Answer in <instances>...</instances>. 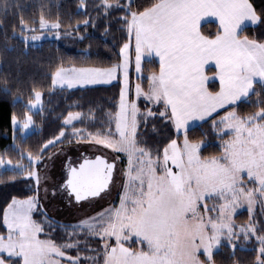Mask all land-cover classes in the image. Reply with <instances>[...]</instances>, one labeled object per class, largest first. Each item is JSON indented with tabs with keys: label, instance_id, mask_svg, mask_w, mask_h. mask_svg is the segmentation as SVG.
<instances>
[{
	"label": "snow or ice",
	"instance_id": "6c2138e0",
	"mask_svg": "<svg viewBox=\"0 0 264 264\" xmlns=\"http://www.w3.org/2000/svg\"><path fill=\"white\" fill-rule=\"evenodd\" d=\"M134 2L128 0L121 5L119 0L116 4L103 0L96 5L107 14L116 9L124 12L119 19L129 39L121 44L115 63L107 67L61 65L52 73L53 85L69 89L120 79L117 102L103 116L90 121L89 127L72 128L70 133L62 129L39 156L29 154L38 167L43 162V151L65 136L78 143L87 142L97 151L110 150L111 158L101 153L94 159L84 158L78 167L69 165L60 189L69 192L70 204L74 197L75 203L83 206L82 202L104 200L113 187H118L119 202H110L93 215H86L70 232L65 225L67 240L41 239V233L55 236V220L40 203L39 173L28 172V178H35L36 187L31 191L36 194L23 199L13 197L4 207L7 231L0 233V264H64L67 251L73 248L78 255L68 258L67 264H80L79 245L97 238L100 245L88 249L95 252V257H85L89 264H215L214 249L225 241L234 246L240 235L245 240L255 236L260 244L255 264H264V232L251 219L238 226L232 218L244 202L251 215L258 196L264 210V108L241 116L233 107L254 91V78L264 83V42L240 35L245 21L253 26L264 23V9L258 15L251 0H153L144 6L137 3L133 10ZM206 16L218 18L214 36L201 31V19ZM39 26L60 34L59 22L49 25L41 17ZM21 27L24 28L23 21ZM133 36L138 74H142L145 57L155 56L159 61V71L148 76L147 91L141 83L135 84L136 99L130 98L133 86L128 59ZM209 61H214L217 69V92L206 87L209 77L205 65ZM35 97L39 101L41 92L36 91ZM140 98L146 102L143 111L138 106ZM153 107L159 111L154 112ZM225 107L232 110L213 120L212 128L218 136L231 135L219 141V155L202 156L204 141L188 138V122L197 118L206 122ZM77 116L80 113H69L65 123L71 124ZM150 119H163L177 133L183 131L182 144L173 138L162 150L159 144L148 147L147 141L140 139L139 125L146 126ZM12 120L16 122V117ZM31 120L27 116L21 128H28ZM4 163L0 159V164ZM7 163L11 165V161ZM116 171L123 183L115 180ZM246 183L254 186L246 188ZM47 191L45 188V195ZM208 200L220 203L209 206ZM34 212L43 219H34ZM74 235H83L85 240L73 241L70 238ZM133 240L139 248L126 246Z\"/></svg>",
	"mask_w": 264,
	"mask_h": 264
},
{
	"label": "trees",
	"instance_id": "16d2710c",
	"mask_svg": "<svg viewBox=\"0 0 264 264\" xmlns=\"http://www.w3.org/2000/svg\"><path fill=\"white\" fill-rule=\"evenodd\" d=\"M151 2L153 0H135L133 10L137 3L144 6ZM251 2L260 15L261 9H264V0ZM102 3L103 0H0V158L18 161L25 159L22 153L39 155L49 140L57 137L62 129H66L63 120L67 114L91 113V120H81L74 124L76 128L89 127L90 121L103 116L104 112L117 102L120 92L119 79L109 85L53 91L51 88L52 73L58 66L107 67L118 60L119 48L127 39V33L123 31L125 25L119 19L124 12L116 9L107 14L104 8L96 7ZM109 3L116 4L117 0H109ZM119 3L127 4L128 0H119ZM41 17L49 22H59L60 36L57 39H42L37 43L26 41L21 21L25 26H32L37 31ZM86 21L89 22L85 24ZM201 31L205 35L214 36L217 25L206 22L201 25ZM240 35L264 42V23L243 27ZM143 65L146 74L159 68L154 58L144 60ZM146 79H143L144 83ZM253 87L254 91L249 97L233 106L241 116L264 108V103L259 102L264 101L263 84L254 83ZM208 88L211 92L218 90L214 81L208 82ZM36 91L41 92L43 102L41 110L32 114L38 128L21 136L13 128L12 117L23 119L28 114L27 104L32 101ZM138 105L144 107L146 104L139 100ZM231 110L229 107L218 110L211 119L187 130L191 141H204L202 156L220 154L219 141L224 140L227 135L218 136L212 128V121ZM158 111L156 108L155 112ZM139 131L140 139L146 140L148 147L155 148L159 144L161 150L170 139L180 138L171 125L166 126L163 119H150L146 126L139 125ZM67 140L69 138L65 136L60 142L48 146L43 151V160L62 147ZM31 189H33L31 178L16 174L11 169H0V233L7 231L3 224L4 207L13 197L23 199L32 195L34 192ZM255 215L260 227L264 226V218L259 209ZM246 216L247 212L244 211L235 219L243 221ZM33 217L37 221L43 219L36 212L33 213ZM64 229L55 223V236L46 237L41 233L40 238H53L59 241L63 237L67 240L69 238ZM75 238L79 241L85 240L83 235L72 236L70 239L74 241ZM99 245L98 238L90 239L87 245L80 244V264H89L85 257L96 254L88 249H95ZM129 246L134 247L133 244ZM257 246L253 240L244 243L243 247L236 246L233 249L227 244H222L214 252L213 259L215 264H255ZM67 253L72 257L78 255L75 248L68 250ZM4 258L7 259V256Z\"/></svg>",
	"mask_w": 264,
	"mask_h": 264
},
{
	"label": "rangeland",
	"instance_id": "374dc122",
	"mask_svg": "<svg viewBox=\"0 0 264 264\" xmlns=\"http://www.w3.org/2000/svg\"><path fill=\"white\" fill-rule=\"evenodd\" d=\"M48 23L50 25L51 23H54V22L48 21ZM56 32H57V30L51 29L50 27L45 28V29H41L40 26L38 25V30L36 31L34 29V27L24 25L23 37H24V39L27 38L25 40L28 42L37 43L42 39H57L60 36V34L57 35ZM32 37H37V39L33 40V39H31ZM128 39L129 38L127 36L126 40H128ZM151 58L145 57L142 60V74H138L136 72V69H135V47L133 49H131V45H130V51L128 54V59L130 61V63H129V79H130L131 84L133 86V92H132V95L130 97L132 99H136L135 94H134L135 84L141 83L142 88L145 91H147L148 76L151 73L158 71V70L152 71L148 74H146L144 72L143 62H144V60H147V59L150 60ZM141 75H142V79L139 78ZM146 77H147V79H146ZM143 79H146L145 83H144ZM116 80L117 79H113V80L108 81V82H100V83L90 84V85H76L71 89L84 88V87H90V86H98V85H109V84L115 82ZM262 84L264 86V83H262ZM120 87H121V82H120ZM51 88H52V91L58 90V89H69L66 87V85L62 86L59 84H57V85L52 84ZM71 89H69V90H71ZM242 99H244V98H242ZM139 100H141L144 104H146V102L143 98L138 99V102H139ZM42 104H43L42 94H41L40 100L37 101L36 97H35V93H34V97H33L32 101L28 102V104H27L28 110H29L28 114H26L23 119L16 118V122H13V120H12L13 128L15 130H17L21 136H25L26 134H29L30 132H32L33 130L38 128V125L35 123L32 114L40 111L42 108ZM145 107H146V105L144 107H140L141 111L145 110ZM155 109L156 108L153 107L154 112H155ZM255 112H257V111H255ZM255 112H253V113H255ZM71 113L76 114V113H80V112H71ZM27 116H31V118H32L31 123L29 124L28 128L22 129L21 126L23 123L26 122ZM68 118H69V114H67V116L64 118L63 124L66 127V129H64V130L66 132L70 133L72 131V128H76V127H74V124L76 122H79L81 120H86V121L91 120L92 114L91 113H80V116L75 117V119L72 120L71 124L65 123V121ZM219 118H217L215 120H219ZM201 122L202 121H200L198 118L193 120V121H189L188 122L189 123L188 129L194 125L201 123ZM218 127L222 128L223 125H219ZM174 131H175L176 135H180V138L178 139V141L182 144L183 139H184L183 131H180L179 133H177V131L175 129H174ZM214 131L216 133V130H214ZM225 132L227 133V130H225ZM225 135H227V137L224 140H227L229 138V136L231 135V133H227ZM220 137H222V136H220ZM68 138H69V140L71 139V141H72L71 143H69V140H67L63 144L62 147H60L59 149H57L54 152H52L51 154H49V156L45 160H43V158H42L43 162L39 163L40 165H38V167L29 158V153H22V155L25 158L24 160L11 161V160L4 158V157L0 158V159H3L5 161L4 164H0V169L14 170L16 174H19L25 178H28L27 177L28 172L37 171L39 173V176H40V188H39L40 203L43 205L44 209L47 211L48 216L51 218H54L55 223L63 226L64 228H65V225H67V231L70 232V231H72L73 228H75L76 222L83 219L86 215L87 216L93 215L95 212L100 211L101 208L107 207L108 203H110V202L118 203L119 202L120 189L118 187H113L111 195L105 196L104 200L97 201L96 203H93V204H89L87 202H82L83 206H79L73 201V199H72L73 202L70 204L69 203V195H67L66 190L62 191L60 189V185L63 184L64 178H65L64 170H65V163L67 161V158L70 157L71 158L70 161H71V163H73V162H75V159L77 157L81 158V157H83V154H85V153L86 154H92V155L103 153V154L109 156L110 158H111L112 154H111L110 150L100 149L99 151H97V150H94V148L91 147L87 142L78 143L75 138L69 137V136H68ZM37 156H39V155H35L32 157H37ZM8 161H11V165H9L7 163ZM125 163H126V160H125ZM17 165H22L23 166L22 170H19L16 167ZM118 167L122 168L123 164L119 165ZM173 170H175V168ZM242 175H243V178L245 179V181H247L248 178H247L246 173H243ZM114 178L117 182L123 183V177L121 176L119 171H116L114 173ZM31 179L33 180V189H35V187H36L35 178H31ZM253 186L254 185L250 184V183H246L244 185V187H246V188H252ZM45 188H47V190H48L47 195H45ZM54 190H55V194H53ZM34 194H36V193L34 192L32 195H34ZM260 199L261 198L258 196L257 197V203L253 206L251 215L249 213V208H248L247 202H244L243 204H241L240 206H238L235 209V211L232 213V218L235 221L236 225H238V226L239 225H245L251 219L260 228L261 232H264V228L260 227L259 220L257 219V217L255 215L256 211L259 209L261 211V215L264 218V210H262L261 204L259 202ZM206 203L209 206H211L213 203H216L218 205L220 202L208 200V201H206ZM244 211L247 212L246 219L243 221L236 220L235 219L236 216L238 214H240L241 212H244ZM263 221H264V219H263ZM61 222H63V223H61ZM79 230L80 229H77V231H79ZM257 234H260V232H258ZM74 240H77V239L75 238ZM251 240H253L257 243V245H258L256 248V250H257L260 247V244L257 242L255 236H252V237H250V239L245 240L244 236L240 235L236 240H234V246L229 245L227 243V241H225L223 244H227L233 249L236 246L243 247L244 243H249ZM114 242L115 241L113 240L112 243H114ZM130 244H133L134 247L129 246ZM126 246L133 248V249L140 247V245L135 243L134 240H133V242L126 244ZM220 246H218L216 249H214V252L217 249H219ZM5 256H7V255L5 254ZM71 257L72 256H70L68 253H66V257L64 258V264H67L68 258H71ZM91 257H95V256L92 255ZM200 258L202 260L205 259V257L202 255Z\"/></svg>",
	"mask_w": 264,
	"mask_h": 264
},
{
	"label": "crops",
	"instance_id": "0c3cea01",
	"mask_svg": "<svg viewBox=\"0 0 264 264\" xmlns=\"http://www.w3.org/2000/svg\"><path fill=\"white\" fill-rule=\"evenodd\" d=\"M206 22H213V23H215L217 25V28H218V18H216L214 16L202 17V19H201V25L204 24V23H206ZM245 26H253V25L251 24V22L245 21L242 24V28L245 27ZM130 42H131L130 43L131 49H133L135 47V39H134V36L131 38ZM152 58H154L158 62V64H159V61H158V58L157 57L153 56ZM158 71H159V68H158ZM216 71H217V69L215 67V62L214 61H209V63L207 65H205V74L209 77V80L206 82V87L208 88V82L214 81L217 84V87H218V90L217 91H219V89H220V82H219L218 76L215 75ZM259 82H260L259 81V78H254V83H259ZM254 83H253V85H254ZM208 91H210L209 88H208Z\"/></svg>",
	"mask_w": 264,
	"mask_h": 264
},
{
	"label": "flooded vegetation",
	"instance_id": "af4514ba",
	"mask_svg": "<svg viewBox=\"0 0 264 264\" xmlns=\"http://www.w3.org/2000/svg\"><path fill=\"white\" fill-rule=\"evenodd\" d=\"M95 155H92V154H83V157H81V158H79V157H77L76 159H75V162H73V163H71V158L70 157H68L67 158V161H66V163H65V170H64V172H65V178H64V180L66 179V176H67V172H68V166L70 165V166H76L78 163H80L84 158H91V157H94ZM64 182V181H63ZM66 193H67V195H69V193H68V191L66 190Z\"/></svg>",
	"mask_w": 264,
	"mask_h": 264
},
{
	"label": "water",
	"instance_id": "95a60500",
	"mask_svg": "<svg viewBox=\"0 0 264 264\" xmlns=\"http://www.w3.org/2000/svg\"><path fill=\"white\" fill-rule=\"evenodd\" d=\"M96 155H99V154H96ZM96 155H95V156H96ZM95 156H94V157H91L90 159H94ZM82 162H83V160H82L80 163H82ZM80 163H78L75 167H78ZM68 193H69V192H68ZM72 199H73V201H74V197H72ZM74 202H75V201H74Z\"/></svg>",
	"mask_w": 264,
	"mask_h": 264
}]
</instances>
